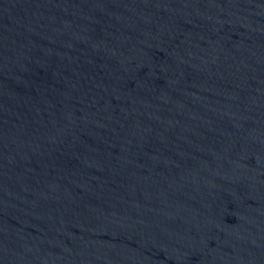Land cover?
Instances as JSON below:
<instances>
[{
    "label": "water",
    "instance_id": "1",
    "mask_svg": "<svg viewBox=\"0 0 264 264\" xmlns=\"http://www.w3.org/2000/svg\"><path fill=\"white\" fill-rule=\"evenodd\" d=\"M0 264H264V0H0Z\"/></svg>",
    "mask_w": 264,
    "mask_h": 264
}]
</instances>
